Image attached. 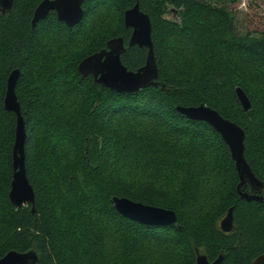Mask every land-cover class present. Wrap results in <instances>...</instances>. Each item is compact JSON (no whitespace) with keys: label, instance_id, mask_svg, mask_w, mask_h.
Segmentation results:
<instances>
[{"label":"trees","instance_id":"obj_1","mask_svg":"<svg viewBox=\"0 0 264 264\" xmlns=\"http://www.w3.org/2000/svg\"><path fill=\"white\" fill-rule=\"evenodd\" d=\"M40 1L13 0L0 11V258L13 250L34 251L36 264H195L198 251L210 262L222 254L221 264H251L264 254V204L238 196L221 137L175 109L203 104L240 126L244 158L264 182V28L238 32L228 6L239 0H85L74 27L50 12L31 28ZM136 2L151 23L158 77L155 86L116 93L81 77L77 65L116 37L122 64L144 65L146 48L129 47L123 25ZM13 69L33 212L8 200L15 116L3 98ZM237 87L250 101L246 113ZM113 196L171 210L176 223L123 218ZM229 208L233 226L223 233Z\"/></svg>","mask_w":264,"mask_h":264},{"label":"water","instance_id":"obj_2","mask_svg":"<svg viewBox=\"0 0 264 264\" xmlns=\"http://www.w3.org/2000/svg\"><path fill=\"white\" fill-rule=\"evenodd\" d=\"M85 0H41L34 8L30 26L34 28L39 21L44 20L50 12L66 27L72 28L83 18L82 5ZM13 0H0L2 14L10 11ZM123 25L131 33L127 42L129 47L146 48L144 65L135 71L128 70L120 57L125 52L121 37L111 38L105 48L95 52L77 65V72L81 77L91 76L100 86L116 93H136L149 86H155L158 69L155 63L153 44L151 40V23L149 17L143 13L138 2L123 12ZM20 76L18 69L9 72L6 78L3 98V109L15 116L14 142L12 145V176L8 191V200L16 208L30 206L34 211V192L26 177L24 144L26 139L25 123L21 114L20 104L15 93L16 83ZM236 98L244 113L250 109V101L243 90L235 89ZM176 111L192 121L205 122L227 145L234 169L238 178L236 192L246 202L264 204V182L260 181L252 172L244 158V130L228 119L223 118L217 111L208 106L182 107ZM112 204L116 212L128 220L143 225L166 227L176 223V215L171 210L144 205L129 199L113 196ZM233 226L232 208H229L219 223L223 233H229ZM223 255L210 262L204 254L196 251L195 264H221ZM37 254L34 251L19 253L8 251L0 258V264H36ZM251 264H264V254L258 256Z\"/></svg>","mask_w":264,"mask_h":264},{"label":"rangeland","instance_id":"obj_3","mask_svg":"<svg viewBox=\"0 0 264 264\" xmlns=\"http://www.w3.org/2000/svg\"><path fill=\"white\" fill-rule=\"evenodd\" d=\"M228 8L235 13L238 32L242 33L249 31L258 33L264 28V5L260 0H239L234 4H229ZM169 19L177 21L175 14L169 16ZM114 24L112 19H105L106 31L112 29ZM159 253H161V251H159ZM152 256L159 258L157 257L158 252L153 253ZM150 262H152V260Z\"/></svg>","mask_w":264,"mask_h":264}]
</instances>
